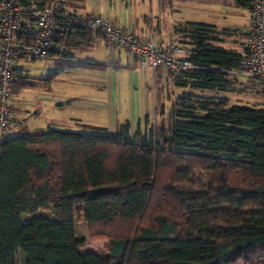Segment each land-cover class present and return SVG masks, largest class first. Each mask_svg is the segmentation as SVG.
I'll use <instances>...</instances> for the list:
<instances>
[{
  "label": "trees",
  "instance_id": "16d2710c",
  "mask_svg": "<svg viewBox=\"0 0 264 264\" xmlns=\"http://www.w3.org/2000/svg\"><path fill=\"white\" fill-rule=\"evenodd\" d=\"M234 1L249 9L254 0ZM245 34L199 20L174 25L191 66L172 78L160 65L181 92L156 126L147 115L143 127L127 120L115 133L49 126L9 135L0 154V264H264V98L258 107L228 95L248 49L230 38ZM103 37L69 14L48 56L73 57ZM197 173L204 188L176 187ZM80 216L92 238L109 241L107 252L80 251Z\"/></svg>",
  "mask_w": 264,
  "mask_h": 264
},
{
  "label": "rangeland",
  "instance_id": "374dc122",
  "mask_svg": "<svg viewBox=\"0 0 264 264\" xmlns=\"http://www.w3.org/2000/svg\"><path fill=\"white\" fill-rule=\"evenodd\" d=\"M117 1V0H110ZM130 10L136 14L141 10L137 6L140 0H129ZM151 2V0H148ZM167 5V10L176 9L177 17L182 19L199 20L214 23L219 27L237 28L244 25L245 17L241 12L246 11V8L239 6L234 0H163ZM160 0H153L152 7L154 11L159 12ZM175 11H173L174 13ZM176 15V13H175ZM238 37L230 38V43L234 46H240L236 43ZM240 39V38H239ZM249 40V39H248ZM101 42V41H100ZM102 43V42H101ZM100 48H77L73 49L75 54H83L85 57H67V56H46L40 59L26 57L17 59L16 63L20 71V77L14 86V94L19 99L17 100L16 111L19 104V115L25 113V122L27 128L18 129L15 133H29L34 131L36 127L48 126L52 123L51 118L56 117L55 112L48 105L50 102L45 96L62 93L67 95L72 100H81L84 98L101 97V101L110 104L114 88L109 78L106 83L92 82L85 80L88 76L85 73H105L107 71L103 66H99L89 62L90 57H98L102 54L101 48H106L100 45ZM98 59V58H97ZM156 82L152 85V95L154 99V107L150 110L149 124L152 126L158 125L162 120H167L171 105L176 96L181 92V89L173 87L169 80L158 82L159 69L152 70ZM238 81L234 84L233 90L228 92L232 103L249 104L254 106H263L260 102L264 98L263 92L259 85L249 78L247 79L243 73H239ZM89 78V77H88ZM93 79V78H92ZM91 85V86H90ZM93 86V87H92ZM160 86V87H159ZM87 87L92 88V93H88ZM133 91V86H130ZM96 91L97 93L93 92ZM135 91V90H134ZM143 87L138 90V95H143ZM131 93V92H130ZM135 94V92H134ZM119 102L118 110L115 114L114 108H103L101 114L94 118L95 123L103 126L104 132H112L113 126L117 120H123V105L121 100V91L118 90ZM261 104V105H258ZM164 107V108H163ZM77 109H84L73 102L66 106L61 115L64 119L70 120V117H75ZM90 111V110H89ZM164 111V113L162 112ZM79 112V111H78ZM16 113V112H15ZM88 114V113H86ZM145 117H141V126L145 125ZM62 128L72 129L73 126H67V122H62ZM137 122L133 124L136 129ZM79 130L100 132L101 130L87 129L78 127ZM192 182H183L176 184L181 190L204 188L207 184L203 174L197 173L192 177ZM48 212V211H46ZM44 213L39 211L38 214ZM49 213V212H48ZM51 214V213H49ZM76 232L78 237H83L86 240L85 249H94L98 252H106L109 241L103 238H92L88 223L83 216L76 219Z\"/></svg>",
  "mask_w": 264,
  "mask_h": 264
},
{
  "label": "built area",
  "instance_id": "2783aa9c",
  "mask_svg": "<svg viewBox=\"0 0 264 264\" xmlns=\"http://www.w3.org/2000/svg\"><path fill=\"white\" fill-rule=\"evenodd\" d=\"M66 1L42 0L36 5H26L24 0H2L0 3V154L4 140L23 127V122L15 117L16 60L19 56L40 59L49 55L59 24L69 16L64 9ZM87 20L94 32H101L108 42L123 45L137 56L142 67L156 69L163 65L175 78L181 69L191 66L190 50L176 36L156 39L152 34L142 39L117 26L105 14L96 12L87 16ZM248 33L242 70L264 91V0H254L249 8Z\"/></svg>",
  "mask_w": 264,
  "mask_h": 264
},
{
  "label": "crops",
  "instance_id": "0c3cea01",
  "mask_svg": "<svg viewBox=\"0 0 264 264\" xmlns=\"http://www.w3.org/2000/svg\"><path fill=\"white\" fill-rule=\"evenodd\" d=\"M130 2L131 1L129 0H117L115 2L110 0H67L64 4V9L69 14H77L82 17H87L92 12L105 14L117 26L137 34L142 39H146L152 34L156 39H168L173 36L174 25L178 21L183 20L182 18L177 17L178 12L176 9L167 10V7H164L162 4V0L159 2V9H157L159 12L157 13L152 7L153 0H151V2L148 0H140L137 6H140L141 10L138 13L136 12V14L133 13L132 9L130 10ZM173 11L175 12L173 13ZM241 14L245 17L244 25L243 27L237 26V28L247 32L249 28V9L246 8V11H242ZM237 37L238 39H236L234 42L240 43L239 47L248 44L249 37L247 34ZM100 45L106 48H101L102 54L100 56L90 57L89 62L103 66L107 69V71L105 73L101 72L95 74L85 73V76L89 77L85 78V80L104 83H106L108 80V83H110V78L114 88V94L112 93L110 104L101 101V97H97V95L94 98H84L81 100H72L67 95L62 93L45 96V98L50 101L48 105L54 110L56 114V117L51 118L52 123L46 127H60V125L63 124L62 122H67V126H73L72 129L75 130H79L77 129L78 127H84L87 129L103 127L92 120L98 117V114H101L103 108H114V112L116 114L120 98L118 96V90L121 91L123 120H117V123H115L113 126L112 133L117 131L119 123L129 120L131 121L132 126L135 121L138 125L142 116L145 117L150 114V110H152L154 107V99L151 88L153 82H156L155 76L152 72L153 69L149 66L142 67L137 56L130 53L124 46L110 43L105 38H100L91 46L85 48L90 47L96 49L100 48ZM56 56L58 57L62 55L55 54L52 57ZM74 56L80 58L85 57L83 54L75 53ZM158 69V82L166 81L167 79L170 80L169 71L166 68L160 66ZM130 86H133L135 91H132ZM141 86L144 89L143 95H138V90ZM87 89L89 91L88 93H92L91 87H87ZM93 92L97 93L96 91ZM15 98L17 97L15 96ZM17 100L19 99L17 98ZM72 102L75 105H79L80 107L87 109V111L83 109H77L79 112L77 111V113H75V117H70V120H66L62 117L61 113L65 107L71 105ZM19 113L20 110L18 104L15 117L23 122V127L20 129L27 128L28 126L25 122L26 114L23 113V115L20 116ZM46 127H36V129ZM36 129H34V131ZM15 132L16 131L11 133V135L17 134ZM80 251H94L101 253L94 249L86 250L85 245L80 247Z\"/></svg>",
  "mask_w": 264,
  "mask_h": 264
}]
</instances>
